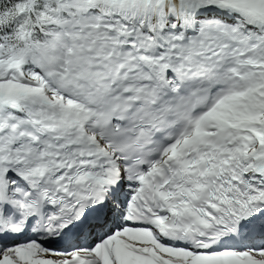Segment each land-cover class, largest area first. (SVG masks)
Wrapping results in <instances>:
<instances>
[{
	"label": "snow or ice",
	"instance_id": "obj_1",
	"mask_svg": "<svg viewBox=\"0 0 264 264\" xmlns=\"http://www.w3.org/2000/svg\"><path fill=\"white\" fill-rule=\"evenodd\" d=\"M0 264H264V0H0Z\"/></svg>",
	"mask_w": 264,
	"mask_h": 264
}]
</instances>
